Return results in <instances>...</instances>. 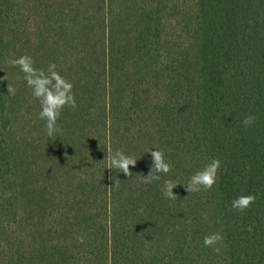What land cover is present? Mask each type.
Masks as SVG:
<instances>
[{"label": "trees", "instance_id": "1", "mask_svg": "<svg viewBox=\"0 0 264 264\" xmlns=\"http://www.w3.org/2000/svg\"><path fill=\"white\" fill-rule=\"evenodd\" d=\"M22 55L73 85L52 137ZM117 149L131 176L103 161ZM149 150L172 168L144 183ZM0 264H264V0H0Z\"/></svg>", "mask_w": 264, "mask_h": 264}, {"label": "clouds", "instance_id": "2", "mask_svg": "<svg viewBox=\"0 0 264 264\" xmlns=\"http://www.w3.org/2000/svg\"><path fill=\"white\" fill-rule=\"evenodd\" d=\"M11 67H19L24 74L26 86L32 90V96L39 102L40 112L38 118L45 121V131L47 136L52 137L57 129V120L65 106L76 108V101L72 93L73 85L56 71V64L49 62L47 69L34 67V60L28 55H22L16 59L7 61ZM7 91L15 93V89L8 87ZM256 120L254 115H246L242 120V126L250 127ZM152 158V166L146 177H142L144 183H153L161 179L160 174L167 175L172 168L169 161L165 160L164 153L160 150H149ZM108 169L118 170L125 176H131L129 169L135 167L137 160L130 155H126L122 149L108 152L104 160ZM220 168V161L213 158L201 170L193 173L184 186L187 193H199L202 190L208 191L213 188L217 181V173ZM139 176V175H138ZM120 182L116 180V185ZM177 183L171 179L165 180L162 186V195L169 200H177L173 189ZM5 197L12 195L11 191L5 192ZM256 197L253 194L240 195L231 201V209L236 212H244L255 203ZM247 231L251 232L249 226ZM223 236L218 232L209 233L203 238V246L212 248V251L219 255Z\"/></svg>", "mask_w": 264, "mask_h": 264}, {"label": "rangeland", "instance_id": "3", "mask_svg": "<svg viewBox=\"0 0 264 264\" xmlns=\"http://www.w3.org/2000/svg\"><path fill=\"white\" fill-rule=\"evenodd\" d=\"M43 204L44 205H47V204H49L48 202H46L45 200H43ZM50 210H51V208H50ZM34 219V218H33ZM45 221V220H44Z\"/></svg>", "mask_w": 264, "mask_h": 264}]
</instances>
